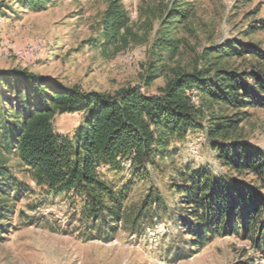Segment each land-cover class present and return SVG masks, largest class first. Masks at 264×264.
<instances>
[{
    "label": "trees",
    "instance_id": "obj_1",
    "mask_svg": "<svg viewBox=\"0 0 264 264\" xmlns=\"http://www.w3.org/2000/svg\"><path fill=\"white\" fill-rule=\"evenodd\" d=\"M19 1L35 12L55 2ZM191 9L178 6L173 16L181 21ZM116 13L118 21L107 27L100 47L116 44L125 28L127 17ZM263 29L264 19L255 20L248 34ZM257 45L235 40L217 45L209 62L176 73L162 93L151 96L133 87L114 96L87 94L24 69L0 70V234L27 190L15 170L22 167L20 171L53 197L76 198L86 239L109 240L123 227L139 233L149 219L172 209L181 234L170 245L179 249L180 257L230 235L250 241L252 251L264 254V148L240 130L248 114L243 109H264V51ZM194 93L210 106L238 112L212 116L204 124ZM75 113H84L85 120L72 135L55 130L58 114ZM196 136L203 140L196 141ZM202 141L210 145L225 174L177 164L178 145L187 144L196 153ZM11 158L18 166L10 165ZM124 171L141 181L157 172L172 196L150 185L139 208L132 210L125 201L133 182L120 184L115 178ZM255 257L243 264H253Z\"/></svg>",
    "mask_w": 264,
    "mask_h": 264
},
{
    "label": "rangeland",
    "instance_id": "obj_2",
    "mask_svg": "<svg viewBox=\"0 0 264 264\" xmlns=\"http://www.w3.org/2000/svg\"><path fill=\"white\" fill-rule=\"evenodd\" d=\"M178 6L192 8L181 21L173 16ZM117 11L127 17L125 28L116 44L100 47L107 27L118 21ZM260 19L264 0H55L39 12L23 7L19 0H0V70L24 69L87 94L114 96L133 87L145 95H158L176 73L209 62L217 45L249 41L264 51V29L248 34L253 21ZM192 98L204 124L212 116L238 112L210 106L199 93ZM243 110L248 113L240 124L243 136L264 148V109ZM84 120V113L58 114L55 130L72 135ZM204 141L196 153L187 144L178 145L177 164L225 174ZM18 162L11 158L10 165ZM20 169L15 167L27 190L15 204L14 216L4 221L8 226L0 234V264H243L253 254V264H264V254L234 235L219 236L199 252L180 257L179 249L170 245L181 234L172 209L149 219L139 233L123 227L109 240L86 239L82 235L86 228L77 220L76 198L53 197ZM151 172V178L143 181L130 171L115 175L120 184L133 182L125 203L134 211L150 185L172 196L161 186V175Z\"/></svg>",
    "mask_w": 264,
    "mask_h": 264
},
{
    "label": "built area",
    "instance_id": "obj_3",
    "mask_svg": "<svg viewBox=\"0 0 264 264\" xmlns=\"http://www.w3.org/2000/svg\"><path fill=\"white\" fill-rule=\"evenodd\" d=\"M197 152V151H196Z\"/></svg>",
    "mask_w": 264,
    "mask_h": 264
}]
</instances>
